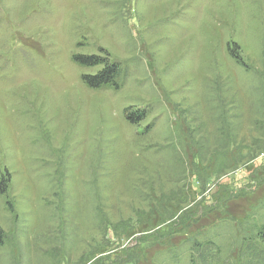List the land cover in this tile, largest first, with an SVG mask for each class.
<instances>
[{
  "label": "rangeland",
  "instance_id": "obj_1",
  "mask_svg": "<svg viewBox=\"0 0 264 264\" xmlns=\"http://www.w3.org/2000/svg\"><path fill=\"white\" fill-rule=\"evenodd\" d=\"M0 230V264H264V0H0Z\"/></svg>",
  "mask_w": 264,
  "mask_h": 264
},
{
  "label": "trees",
  "instance_id": "obj_2",
  "mask_svg": "<svg viewBox=\"0 0 264 264\" xmlns=\"http://www.w3.org/2000/svg\"><path fill=\"white\" fill-rule=\"evenodd\" d=\"M73 61L85 65V66H96V65H102V68L97 71L95 74H88L83 76V81L91 88H101L104 86H112L114 85L117 87L118 85V79L121 75V68L118 64L115 63H109L108 61H104L100 57L96 55H75L72 57ZM134 115V116H133ZM142 114H135L133 113L130 117L131 119L135 120L136 122L139 121ZM177 210V209H176ZM185 213V212H184ZM187 220L191 219L193 217L192 214L188 213L185 214ZM184 216H182V219L179 222H182V225L185 223L183 221ZM185 218V219H186ZM261 238L264 244V231L261 233ZM2 245V233L0 230V246ZM200 245L197 246V249ZM205 258V257H204ZM208 258V255H207Z\"/></svg>",
  "mask_w": 264,
  "mask_h": 264
}]
</instances>
